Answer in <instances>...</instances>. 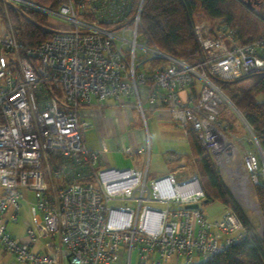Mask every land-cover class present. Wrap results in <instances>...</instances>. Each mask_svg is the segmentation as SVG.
Here are the masks:
<instances>
[{
	"label": "built area",
	"instance_id": "2783aa9c",
	"mask_svg": "<svg viewBox=\"0 0 264 264\" xmlns=\"http://www.w3.org/2000/svg\"><path fill=\"white\" fill-rule=\"evenodd\" d=\"M0 1L5 10L45 16L51 32L24 56L8 16L0 33V254L19 264H57L60 258L67 264H132L133 254L135 264L171 258L192 264L247 235L232 210L207 218L196 175L149 178L145 104H159L184 132L191 128L233 190L240 194L247 182L253 187L260 182L257 155L245 149L242 161L234 158L236 149L221 133V106L242 117L250 142H258L213 78L264 70L263 39L239 44L226 24L195 22L201 61L190 64L160 51L141 30L144 0H63L54 8L34 0ZM49 18L64 26H51ZM128 96L135 97L145 130L138 149L145 166L103 167L83 140L82 109L92 100ZM123 150L133 154L128 146ZM29 194L24 236H12L7 223L17 222ZM42 237L48 240L41 243Z\"/></svg>",
	"mask_w": 264,
	"mask_h": 264
},
{
	"label": "trees",
	"instance_id": "16d2710c",
	"mask_svg": "<svg viewBox=\"0 0 264 264\" xmlns=\"http://www.w3.org/2000/svg\"><path fill=\"white\" fill-rule=\"evenodd\" d=\"M37 3L58 6L63 0H34ZM144 0L140 28L149 41L160 51L196 64L201 61V51L194 34L195 22H206L210 28L226 24L234 30L239 44H246L259 38L264 40V0ZM8 19L15 37L21 45L20 54L24 56L29 49L48 39L50 30L45 16L35 11L20 12L4 9L0 1V19ZM264 55V53H263ZM235 109L248 124L253 136L264 150V70L245 74L235 79L213 78ZM194 92V88H191ZM57 94L59 92L57 91ZM60 95V94H59ZM189 146L188 158L192 159L194 174L205 194L201 206L209 202L221 203L226 209L234 211L247 235L239 242L215 253L205 260L192 264H264V181L253 186V193L263 221V231L258 234L253 223L231 195L222 181L211 156L203 149L194 131L185 130ZM179 160L170 154L167 165Z\"/></svg>",
	"mask_w": 264,
	"mask_h": 264
},
{
	"label": "crops",
	"instance_id": "0c3cea01",
	"mask_svg": "<svg viewBox=\"0 0 264 264\" xmlns=\"http://www.w3.org/2000/svg\"><path fill=\"white\" fill-rule=\"evenodd\" d=\"M145 93L146 88L140 87L142 98L145 97ZM134 104V96H128L119 101L108 97L102 101L92 100L89 105L83 107L82 118L87 122V127L83 131V140L89 149L99 153L101 166L144 168L146 155L138 152V149L145 143V130L142 126L141 116L136 111ZM145 109L149 134L147 164L149 175L159 177L167 172L182 175L180 171L168 170L169 165L166 161L170 154H175L176 158L179 157V160L177 159V161L171 163L179 167L182 161L189 160L187 157L189 146L185 132L171 120L169 113L161 108L159 104L153 106L145 104ZM247 142L251 143L249 139ZM126 146L132 149V155L124 152L123 148ZM246 146V143L242 140L240 148L248 149ZM179 150L185 151L180 152ZM209 203L213 204L209 209L211 214H215L220 208L223 211L225 210L221 203ZM11 235L15 236L12 232ZM9 255L8 253H2L0 257L5 259ZM63 259L60 258L57 264H62ZM0 264H2L1 260Z\"/></svg>",
	"mask_w": 264,
	"mask_h": 264
},
{
	"label": "rangeland",
	"instance_id": "374dc122",
	"mask_svg": "<svg viewBox=\"0 0 264 264\" xmlns=\"http://www.w3.org/2000/svg\"><path fill=\"white\" fill-rule=\"evenodd\" d=\"M247 1H249V5L254 4L251 0H247ZM5 22H6L5 19L4 20L0 19V33L4 31ZM48 24H50L51 26H54V27H58V26L63 27L64 26L62 20L56 19V18H49ZM219 121H220L222 126H225L221 129V133L223 134L226 143L231 144V148H236V150H237V153L234 156V158H236L238 161H242L243 151L245 149L240 148V142H242V140H243V142H245L247 145L246 147L248 149L252 150L257 155L258 167H257V170L255 171V174L260 181H264V170H263L264 169V165H263L264 163H263L262 156L259 154L257 146L254 143H248L247 142L248 139L251 140L250 139V133H249L250 131L246 130V128L242 122V117H239L231 109L230 106L222 105L220 108V112H219ZM179 151L183 152L185 150H179ZM189 160H190V158H189ZM189 160L182 161V164L180 167L177 166L176 164H171L167 168L170 171H172L171 169H173L174 172L180 171V174H182L183 176H186V177L193 176V175H195L194 174L195 172H194L193 165H192V159L190 161ZM211 160H212L216 170L218 171L222 181L228 187L231 195L233 196V198L235 199L237 204L242 208L244 213L247 215L248 219L253 223V225L255 227V231L258 234H261L263 231V221H262V217L260 214L258 204L256 202V199H255V196L253 193L252 184L247 182L246 187H245V193L249 199V203H248V202L243 200L242 196L239 193L237 194V192L235 190H233V188L231 187V185L227 181L226 173H225L224 169L219 168V166L216 165L212 156H211ZM182 175H177V178L178 179L185 178ZM153 177H154V175H149V178H153ZM32 201H33V197H32V195L29 194V199L27 202L23 201V200L20 202L21 208H20V212L18 214L17 222L16 223H12V222L7 223V230L10 233L12 232L13 234H15V236H17L19 238H22L24 236V230L26 227V223L28 220H30L29 205ZM156 206L161 207V205H157V204H156ZM212 206H213L212 203L204 204L201 206V209L203 210L204 214L207 216V218L209 220L219 219L221 217L222 213L224 212L223 209L220 208L218 210V212H216L215 214H211V212H209V209ZM47 240H48L47 237H42L40 239L41 243H44ZM0 260L2 261V264H11V263L12 264H19V263L15 262L14 257L12 255L7 256V258H5V259L0 257ZM200 261H202V260H200ZM62 264H67L66 260L63 259ZM132 264H135L134 254H133ZM161 264H181V261L174 259V258H171L167 261H162Z\"/></svg>",
	"mask_w": 264,
	"mask_h": 264
},
{
	"label": "water",
	"instance_id": "95a60500",
	"mask_svg": "<svg viewBox=\"0 0 264 264\" xmlns=\"http://www.w3.org/2000/svg\"><path fill=\"white\" fill-rule=\"evenodd\" d=\"M245 3H246L247 5H249V1L246 0ZM254 3H255V4H258V1L255 0ZM256 146H257V149H258L260 155H261L262 153H264V150L260 147V145H259L258 143H256ZM204 202H207V200L205 199ZM187 207H189V208H194V207H197V204H189V205H187Z\"/></svg>",
	"mask_w": 264,
	"mask_h": 264
},
{
	"label": "bare ground",
	"instance_id": "6f19581e",
	"mask_svg": "<svg viewBox=\"0 0 264 264\" xmlns=\"http://www.w3.org/2000/svg\"><path fill=\"white\" fill-rule=\"evenodd\" d=\"M261 156H262V159H263V163H264V153H262L261 154ZM264 165V164H263ZM238 194V193H237ZM240 195L242 196V198H243V200L244 201H246V202H248L249 203V199H248V196L246 195V193H245V190H243V191H240ZM241 198V199H242ZM242 201V200H241ZM243 202V201H242ZM241 203V202H240ZM247 203V204H248ZM250 206V205H249ZM251 209V208H250ZM249 210V209H248Z\"/></svg>",
	"mask_w": 264,
	"mask_h": 264
}]
</instances>
